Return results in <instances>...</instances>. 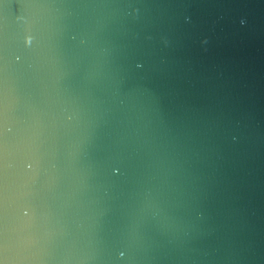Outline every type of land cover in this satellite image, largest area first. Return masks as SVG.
<instances>
[{
  "label": "water",
  "instance_id": "obj_1",
  "mask_svg": "<svg viewBox=\"0 0 264 264\" xmlns=\"http://www.w3.org/2000/svg\"><path fill=\"white\" fill-rule=\"evenodd\" d=\"M0 264H264V0H0Z\"/></svg>",
  "mask_w": 264,
  "mask_h": 264
}]
</instances>
